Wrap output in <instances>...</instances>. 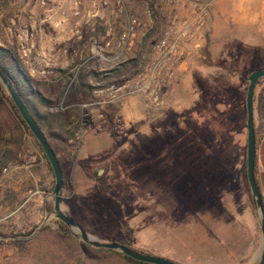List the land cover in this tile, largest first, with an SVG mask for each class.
<instances>
[{"label":"rangeland","instance_id":"rangeland-1","mask_svg":"<svg viewBox=\"0 0 264 264\" xmlns=\"http://www.w3.org/2000/svg\"><path fill=\"white\" fill-rule=\"evenodd\" d=\"M101 1L0 2V47L16 52L34 88L53 102L51 111L71 109L63 101L76 70L85 67L102 74L124 64L121 72L100 75L97 83L88 78L93 100L77 104L78 131L64 145L51 141L55 149H64L67 183L72 162L81 165L79 149L88 142L103 144L81 153L89 167L78 166L72 175L73 193L66 192L62 208L103 242L126 244L179 263L205 264L199 259L207 257L187 248V228L193 229L195 239V225L204 217L209 225H225L228 201L239 203L250 194L245 98L251 71L264 69L262 2L212 0L201 53L186 58L164 105L156 109L139 95L113 102L105 95L107 88L140 72L164 31L165 8L160 0H124L126 13H120L115 0H108V7H101ZM128 23L133 37L121 53L118 45ZM25 28L33 34L26 54L19 41ZM207 56L213 66L203 64ZM226 64L233 65L221 67ZM263 90L264 81L256 88ZM3 93L9 97L0 84V171L28 156L43 157ZM39 108L47 110L45 105ZM255 122L261 134L264 120L255 114ZM21 191H0V264H131L114 251L81 242L69 229L74 240L58 238L55 218L49 225L54 230H39L25 243H12L31 235L37 227L30 221L44 215L28 213L26 207L37 203L22 205L28 194ZM211 191L219 192V207L205 209L200 196ZM37 208L31 207L32 214ZM81 243L88 246L83 255Z\"/></svg>","mask_w":264,"mask_h":264},{"label":"crops","instance_id":"crops-1","mask_svg":"<svg viewBox=\"0 0 264 264\" xmlns=\"http://www.w3.org/2000/svg\"><path fill=\"white\" fill-rule=\"evenodd\" d=\"M261 2L262 6L260 12L264 14V0H261ZM75 4L78 5V1H75ZM57 9L59 8L57 7ZM184 65L185 63L181 66L180 71H182ZM78 71L79 69L75 71L74 78ZM95 82L97 83V81ZM102 145L103 144L99 141L97 143L88 142L79 149V153L83 157V154L87 152L90 153L98 148L100 149L103 147ZM255 149V180L261 199L264 202V131L260 134V137H258ZM82 157L78 159V161H81V165L78 166L82 170H87L89 165L83 162ZM76 163V160H74L71 164L68 179L69 188H63V201L67 191H70L71 194L73 193L71 178L75 172L78 173V166ZM62 169L63 176L66 179L65 168L63 165ZM53 179V173L49 170L45 159L42 156L35 154L32 157H25L21 163L13 165L11 168L3 167L0 171V191L7 192L11 190L14 192L16 191L15 193H17L18 190L21 191L22 187H25V189H23L26 190L25 194H28V198H26L27 200H24L22 205L25 204L26 206L27 203L32 200L37 204L28 205L26 207V210L29 209L28 213H31V215L34 216L41 211L44 214L39 217V221L35 220V222H33L34 219L30 221L32 224L31 226L36 225L37 227L45 217L47 204H52L53 207V199L50 196L53 190ZM18 185H20L19 188L17 187ZM21 192L24 194L23 191ZM200 198L199 199L202 202L201 206L203 208L205 207V209L210 206L212 209H214V207H219V192L217 191H211L208 193L202 192ZM230 198V196L227 197V199ZM32 206L39 208L35 209L33 214L31 209ZM226 209L227 213L225 216H227V221L224 223L225 225H209L208 221L204 220L206 219L204 217L201 224L197 221L195 225V239L192 238L193 229L189 230L187 228V238L189 237L187 248L189 250L195 248V254L207 257L206 259H199L200 262H204L205 264H255L261 247V231L257 213L250 194H248L247 198H242L239 203H236L235 200L232 202L228 201ZM222 215H224V213ZM8 217H10V215L4 216V219H7ZM50 223L51 219L47 220L44 225L46 224V226L49 227ZM49 229L54 230L55 228L50 227ZM188 233H190V235Z\"/></svg>","mask_w":264,"mask_h":264},{"label":"built area","instance_id":"built-area-1","mask_svg":"<svg viewBox=\"0 0 264 264\" xmlns=\"http://www.w3.org/2000/svg\"><path fill=\"white\" fill-rule=\"evenodd\" d=\"M165 8V28L160 38L152 45L150 55L140 72L123 79L114 88H107V102L120 100L128 95L146 97L156 109L164 105L170 87L178 80L181 66L186 58L200 54L205 44V28L212 0H160ZM120 13L125 12L124 0H115ZM101 7H108L109 1L102 0ZM77 16L78 12H74ZM32 30L25 28L19 36L20 46L26 54L27 42L32 39ZM133 37L131 23L120 37L119 47L130 45ZM32 47V46H31ZM29 51V50H27ZM98 93H103L99 90Z\"/></svg>","mask_w":264,"mask_h":264},{"label":"trees","instance_id":"trees-1","mask_svg":"<svg viewBox=\"0 0 264 264\" xmlns=\"http://www.w3.org/2000/svg\"><path fill=\"white\" fill-rule=\"evenodd\" d=\"M1 1L2 0H0V2ZM3 1H4L3 3L7 5L10 0H3ZM213 63L214 62H211V60H208V56H207V59L205 58L203 60V64L205 66H213L214 65ZM231 65L233 64H228V65L226 64L221 67L228 70L231 68ZM123 66L124 64H121L120 66L115 67L109 71L102 72V74L101 73L98 74L95 71L87 70L85 67L80 68L76 77L72 81V83L69 86L67 84L65 86L66 89H65L63 106L65 107L71 106V109H69L68 111H60V110L51 111L50 108L53 105V102L47 98H44L42 94L36 88H34L33 81L28 75V71L26 70L25 66L22 64L21 60L18 58L16 52L9 48L0 47V70L11 81L14 89L16 90L17 94L23 101L28 112L33 117V119L37 122V124L39 125L43 133L45 134L47 141L49 142L52 150L54 151L57 157V160L59 162L62 172H63V169H62L63 156L62 155L64 154V149H62L61 146H59L60 147L59 150L55 149L54 144H52L51 141H54L55 143L60 144V145H64L65 143H67L66 141L68 139H71L74 136V134L78 131L79 125H80L81 113H80L79 108L77 107V104L82 103V102H90L93 100L92 92L94 89H93V86L89 83L88 78L91 77V79H93L94 81H101L102 79L100 78V75H104L106 77L107 75H110V74L111 75L117 74L121 72L120 68ZM255 70H259V69L255 68L251 72ZM263 81H264V78L260 79L257 82L254 95H253L254 115L256 114L260 120H264V93L261 91L257 92L256 88ZM3 97H4V100L11 105V108L14 114L16 115V118L19 119V122L24 127V129L27 132H29L30 135L34 138V136L31 134V132L29 131V129L26 127L25 123L21 119L19 113L17 112L10 98L5 93H3ZM40 105L42 106L45 105L47 107V110L42 112L39 108ZM254 132H255V148H256L257 140H258V137H260V134L257 132L255 118H254ZM64 135H66V137H64ZM35 143L39 147L49 170L52 172L43 150L41 149V147L39 146L36 140H35ZM254 174H255V169H254ZM246 183H247V180H246ZM63 188L64 189L69 188V185L65 181V178H64ZM262 203L264 207V202L262 201ZM47 209L48 210L52 209V204H47ZM57 223L59 225V230H57L55 233L58 236V238H68V239L74 240V238L69 235L68 228L60 222H57ZM46 229H49V227L44 226L41 229V232ZM31 232L32 231H30L29 234ZM1 241L2 240H0V242ZM27 241L29 240L22 239V240H13L11 242L15 244L17 243L21 244ZM122 245L134 251H137L139 253L145 254V255L158 256V255H154L153 253H149L144 250L134 249L133 247L126 245V244H122ZM81 246L82 247H80V250H81L80 252L83 255L84 252L86 253V251H88L87 250L88 246H86L83 243H81ZM113 253L120 256L125 261L131 264H145V263L137 262L121 253H117V252H113ZM162 258L168 259L165 257H162ZM170 261H173V260H170ZM173 262H176V261H173ZM176 263L183 264L179 262H176Z\"/></svg>","mask_w":264,"mask_h":264},{"label":"water","instance_id":"water-1","mask_svg":"<svg viewBox=\"0 0 264 264\" xmlns=\"http://www.w3.org/2000/svg\"><path fill=\"white\" fill-rule=\"evenodd\" d=\"M263 78H264V69L255 70L250 73L248 77V86H247V92L245 98L246 130H247L246 180H247L250 197L257 213L258 223L261 231V247L259 251V256L255 264H264V207L254 174L256 149H255V132H254L255 115H254L253 95L257 82ZM0 84L3 86V88L9 95L14 107L19 113L26 127L29 129V131L34 136L35 140L43 150L54 177V186L52 193L50 194L51 198L53 199V208L51 210L45 211V217L43 221L37 226L36 230L31 235L22 236L18 238L27 239L34 236L42 228L44 223L47 222V220L51 218H55L57 221L65 225L70 230L72 236L94 248L118 252L137 262H141L145 264H178L176 262L170 261L168 259H164L162 257L139 253L117 242H108V243L103 242L90 235L73 217L68 215L62 209L61 204L63 202L62 193H63L64 178L57 157L54 151L52 150L49 142L47 141L45 134L43 133L37 122L30 115L23 101L17 94L16 90L13 87V84L1 70H0Z\"/></svg>","mask_w":264,"mask_h":264}]
</instances>
